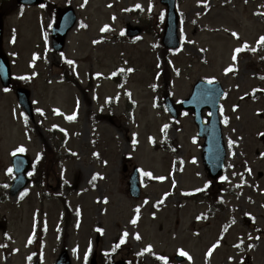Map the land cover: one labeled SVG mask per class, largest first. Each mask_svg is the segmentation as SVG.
<instances>
[{
	"label": "rangeland",
	"instance_id": "374dc122",
	"mask_svg": "<svg viewBox=\"0 0 264 264\" xmlns=\"http://www.w3.org/2000/svg\"><path fill=\"white\" fill-rule=\"evenodd\" d=\"M51 1L72 5L78 16L63 52L52 49L53 20L42 7L25 6L4 21V48L14 77L32 90L36 123L15 91L0 85V264H55L63 249L73 264H89L94 252L99 264H159L152 252L169 264H264V0L179 2L183 45L169 56L171 97L187 98L200 79L219 81L226 91V179L206 199L186 195L211 183L193 115L173 119L159 108L166 10L160 0ZM128 25L143 29L136 41L126 35ZM64 62L79 85L61 78ZM99 113L113 123L108 116L93 120ZM20 147L33 160L45 158L40 172L48 176L12 198L8 169ZM134 167L147 180L138 199L128 190ZM125 232L123 248L107 258ZM181 250L188 253L182 263L174 259ZM136 254L142 262H134Z\"/></svg>",
	"mask_w": 264,
	"mask_h": 264
},
{
	"label": "water",
	"instance_id": "95a60500",
	"mask_svg": "<svg viewBox=\"0 0 264 264\" xmlns=\"http://www.w3.org/2000/svg\"><path fill=\"white\" fill-rule=\"evenodd\" d=\"M20 3L38 4L44 0H18ZM168 7V18L165 26V34L163 43L167 48H177L180 45L177 29H178V12L176 10L175 0H162ZM76 16L71 7L59 9L58 23L54 27L53 40L54 48L62 50L65 45V39L68 31L75 25ZM3 21L0 14V76L4 86L11 84V76L9 64L6 56L1 49ZM138 28H131L129 34L134 36L138 34ZM17 95L26 108L28 113L33 116L32 107L29 101L30 92L26 89L19 88ZM223 89L219 83L210 84L204 81H199L194 88L192 96L183 102L184 109H191L195 112V121L199 127V135L205 137L206 141L203 145V161L205 167L214 179L218 178L224 170V161L226 158L225 144L222 134L221 122L218 116V106ZM167 106L172 114L177 117L176 109L169 98L166 100ZM208 108L211 113L210 122L205 124L202 117V110ZM14 170L17 174V179L11 187V194L16 195L29 181L26 177V172L29 169L30 161L28 156L21 154L13 155ZM130 190L133 196L138 197L140 194L138 173L135 170L130 180ZM179 260H184L182 256H177ZM59 264H69V259L64 254L59 259ZM92 264H96L93 260ZM116 264H126L125 262H117Z\"/></svg>",
	"mask_w": 264,
	"mask_h": 264
},
{
	"label": "snow or ice",
	"instance_id": "6c2138e0",
	"mask_svg": "<svg viewBox=\"0 0 264 264\" xmlns=\"http://www.w3.org/2000/svg\"><path fill=\"white\" fill-rule=\"evenodd\" d=\"M137 7H139V5H137ZM107 27H108V26L106 25L105 28L102 29V31L107 30ZM232 34H233L234 36H237V35H238L237 33H232ZM260 42H261V43H264V36H262V37L260 38ZM241 50H242L241 48H236V49H235V52L239 53ZM232 59L235 60V59H236V56L233 55ZM68 62H69V63H74L73 61H68ZM128 71H132V69H128ZM225 71H232V68L230 67V68L226 69ZM97 75H99V73H97ZM213 79H214V78H213ZM211 82H212V80H209V83H211ZM37 111H41V110H40V109H37ZM57 112H59L58 109H57ZM67 118H68L69 120H73V119H75V118H76V117H75V113H74L73 115H71V116H68ZM227 122H228V121H227V118H225V123H227ZM163 127H164V129H167V128H168V125L165 124ZM133 143L135 144L136 141L134 140ZM229 143L231 144V143H233V142H232V141H229ZM16 151L23 152V151H24V148H23V147L17 148ZM8 171L11 172L12 170H11V169H8ZM144 175H145V176H151L152 174H151L150 172H145ZM155 178H156V179H159V180H163V179H165V177H155ZM95 179H96V177L93 176V180H95ZM221 179H226V177H221ZM197 191H200V189H197ZM21 195H23V193H22ZM136 212L139 213V208L136 209ZM131 222H132L133 224H135V223L137 222V219H136V218H133ZM100 231H102V229H100ZM127 235H128V233L125 232L124 235L121 237V239H120V243H121V244L125 242V239H124V238L127 237ZM136 239H140V236H139L138 234H137V236H136ZM217 243H218V242H217ZM119 246H120V244H117V245H116L117 248H118ZM216 246H217V244H214V245L212 246V249H214ZM212 249H209V253H208L209 255H211ZM145 251H151V246H148V248H146ZM181 255H185V256H187L188 253H186V252H184L183 250H181ZM189 258H190V257H189ZM160 259H161V260H165V261L167 260V258H166V257H163V256L160 257Z\"/></svg>",
	"mask_w": 264,
	"mask_h": 264
},
{
	"label": "trees",
	"instance_id": "16d2710c",
	"mask_svg": "<svg viewBox=\"0 0 264 264\" xmlns=\"http://www.w3.org/2000/svg\"><path fill=\"white\" fill-rule=\"evenodd\" d=\"M17 4L15 0H0V10L5 13L6 15L11 13L15 8H17ZM49 12L52 11L51 8H48ZM163 64H164V69H163V75H164V80L166 83L165 91L169 92L170 88V72H169V62L166 58V55L163 56ZM64 77L65 79H69V81L73 83H77L75 78L73 76H70L67 71H64ZM162 264H166L163 262Z\"/></svg>",
	"mask_w": 264,
	"mask_h": 264
}]
</instances>
